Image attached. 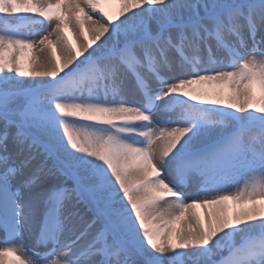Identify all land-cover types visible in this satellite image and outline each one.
I'll return each mask as SVG.
<instances>
[{
	"label": "snow or ice",
	"instance_id": "1",
	"mask_svg": "<svg viewBox=\"0 0 264 264\" xmlns=\"http://www.w3.org/2000/svg\"><path fill=\"white\" fill-rule=\"evenodd\" d=\"M109 2L0 0V264H264V0Z\"/></svg>",
	"mask_w": 264,
	"mask_h": 264
},
{
	"label": "bare ground",
	"instance_id": "2",
	"mask_svg": "<svg viewBox=\"0 0 264 264\" xmlns=\"http://www.w3.org/2000/svg\"><path fill=\"white\" fill-rule=\"evenodd\" d=\"M121 7H122V5L120 4V2L118 3V2H116V1H112V0H111V2L105 4V9H106L111 15H113L114 17L119 13ZM200 86H201V85H195V86H193V87H200ZM225 203H226V205H227V207H228L230 213L232 212V210H234V208H236V210H237L238 207H239L237 204H236V206H234L235 203H234L233 201H227V202H225ZM260 203H261L262 205H264V201H262V202H260ZM249 207H250V205H249ZM196 211H198V212L200 213L201 218L203 219L205 209H203V208H197ZM12 259H14V258L11 257V256H7V257H5V260H6V261H11Z\"/></svg>",
	"mask_w": 264,
	"mask_h": 264
},
{
	"label": "rangeland",
	"instance_id": "3",
	"mask_svg": "<svg viewBox=\"0 0 264 264\" xmlns=\"http://www.w3.org/2000/svg\"><path fill=\"white\" fill-rule=\"evenodd\" d=\"M115 1H120V0H115Z\"/></svg>",
	"mask_w": 264,
	"mask_h": 264
}]
</instances>
